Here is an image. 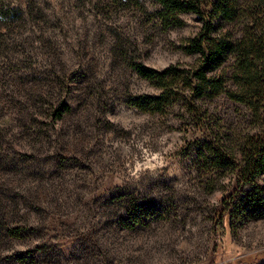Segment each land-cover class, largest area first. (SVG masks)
Here are the masks:
<instances>
[{"label":"rangeland","instance_id":"rangeland-1","mask_svg":"<svg viewBox=\"0 0 264 264\" xmlns=\"http://www.w3.org/2000/svg\"><path fill=\"white\" fill-rule=\"evenodd\" d=\"M2 7L14 11L0 12V264H264V172L229 139L223 167L190 150L206 134L182 102L133 104L159 90L132 64L196 60L195 13L168 25L158 0ZM207 105L264 136L244 104ZM256 199L262 212L240 208Z\"/></svg>","mask_w":264,"mask_h":264},{"label":"trees","instance_id":"trees-1","mask_svg":"<svg viewBox=\"0 0 264 264\" xmlns=\"http://www.w3.org/2000/svg\"><path fill=\"white\" fill-rule=\"evenodd\" d=\"M158 2L168 25H182V13L193 12L198 16L202 28L184 48L198 56L193 63L171 65L161 71L144 64H132L142 78L159 90L157 94L137 96L133 104L143 111L162 112L182 102L206 134L203 141L191 143L190 150L202 156L214 154L216 165L223 167L229 154L224 152L228 146L222 142L229 139L233 144L231 148L242 151L245 158H249L248 164L263 173L264 136H256V139L249 136L250 132L238 131L237 126L227 127L217 120L212 121L214 110L207 104L226 96L244 104L254 120L264 122V0ZM12 10L14 8L2 7L0 12L5 18ZM65 107L69 109L68 104ZM259 156L260 161L255 160ZM253 202L242 204L240 208L262 212L261 203L257 199ZM240 208H236V213Z\"/></svg>","mask_w":264,"mask_h":264}]
</instances>
